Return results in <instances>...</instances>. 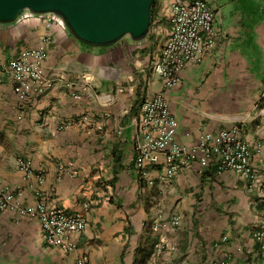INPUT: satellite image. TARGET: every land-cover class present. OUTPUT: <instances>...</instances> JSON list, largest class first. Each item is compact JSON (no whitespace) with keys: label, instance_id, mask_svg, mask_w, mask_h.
<instances>
[{"label":"crops","instance_id":"crops-1","mask_svg":"<svg viewBox=\"0 0 264 264\" xmlns=\"http://www.w3.org/2000/svg\"><path fill=\"white\" fill-rule=\"evenodd\" d=\"M159 1L145 39L110 46L83 43L44 17L0 23L1 63L47 43L48 85L21 100L0 64V183L21 206L45 202L88 222L64 252L48 245L38 219L0 210V264H139L144 247L146 264H264V0H204L216 13L217 47L173 87L155 70L173 0ZM158 91L180 123L179 143L238 127L260 177L198 159L172 178L163 165L130 163L141 106ZM174 215L177 227H157Z\"/></svg>","mask_w":264,"mask_h":264},{"label":"built area","instance_id":"built-area-1","mask_svg":"<svg viewBox=\"0 0 264 264\" xmlns=\"http://www.w3.org/2000/svg\"><path fill=\"white\" fill-rule=\"evenodd\" d=\"M27 15L44 17L48 24L63 22L53 13L39 15L28 11L16 20ZM167 21L168 34L155 70L163 79L164 87H173L181 82L180 72L187 65L202 61L205 54L216 49L219 32L216 13L204 0H173L167 12ZM46 44L44 41L39 47L26 49L8 62H0L10 74L14 91L21 100L42 94L48 87L44 68ZM179 125L164 92L152 93L141 106L135 148L129 162L143 171L148 166L163 165L164 176L168 178L178 174L192 159H198L202 166L214 165L218 172L233 171L252 181L260 177L252 162L251 145L242 138L238 127L204 133L198 143L189 146L176 140ZM24 168L28 169L27 165ZM262 190L264 192V185ZM6 209L38 219L48 245L61 248L64 252L76 248L71 236L83 232L88 226L87 220L79 213L56 205L38 202L33 206H21L15 202V193L0 183V210ZM179 222V216L174 215L169 221H160L157 227H177ZM75 264H87V258H78Z\"/></svg>","mask_w":264,"mask_h":264},{"label":"water","instance_id":"water-1","mask_svg":"<svg viewBox=\"0 0 264 264\" xmlns=\"http://www.w3.org/2000/svg\"><path fill=\"white\" fill-rule=\"evenodd\" d=\"M155 0H0V23H11L24 12L53 13L69 32L91 46H110L130 37H147Z\"/></svg>","mask_w":264,"mask_h":264},{"label":"trees","instance_id":"trees-1","mask_svg":"<svg viewBox=\"0 0 264 264\" xmlns=\"http://www.w3.org/2000/svg\"><path fill=\"white\" fill-rule=\"evenodd\" d=\"M156 1L157 0H155V2ZM154 6H153V9H152V15L154 13ZM215 168H217V167H215ZM141 252H142L141 253L142 258L139 260V264H146L147 259L151 256L152 249L144 247V248H142Z\"/></svg>","mask_w":264,"mask_h":264},{"label":"rangeland","instance_id":"rangeland-1","mask_svg":"<svg viewBox=\"0 0 264 264\" xmlns=\"http://www.w3.org/2000/svg\"><path fill=\"white\" fill-rule=\"evenodd\" d=\"M154 5H155L154 6V11H157L159 9V7H160V1L157 0Z\"/></svg>","mask_w":264,"mask_h":264}]
</instances>
